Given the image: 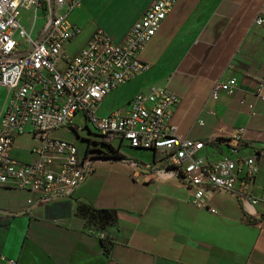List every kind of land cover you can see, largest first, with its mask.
<instances>
[{"label": "crops", "instance_id": "obj_1", "mask_svg": "<svg viewBox=\"0 0 264 264\" xmlns=\"http://www.w3.org/2000/svg\"><path fill=\"white\" fill-rule=\"evenodd\" d=\"M151 1L81 0L70 14L80 31L66 43V51L74 54L98 28L119 40ZM260 11L264 0H176L137 54L146 69L108 92L98 109L104 100L111 101L109 108L124 106L149 86L167 87L180 99L171 114L176 131L203 141L204 154L223 153L224 139L238 127L240 139L232 143L242 155L264 150V102L254 97L264 72V26L253 22ZM35 14L39 11L33 8L20 11L32 36L42 24L36 27L24 16ZM229 77L236 80L233 92L210 98L212 84ZM239 99L252 102L255 114L249 115ZM35 143L17 134L10 154L28 161ZM145 151L153 161L154 152ZM151 161L95 158L68 196L39 205L33 204L38 194L0 185V258L14 259V264H264L262 201L244 204L231 193L204 189L207 207H197L192 188L161 165L148 166ZM263 189L261 156L251 193L262 195ZM78 206L113 209L115 219L99 227L76 212Z\"/></svg>", "mask_w": 264, "mask_h": 264}, {"label": "built area", "instance_id": "obj_2", "mask_svg": "<svg viewBox=\"0 0 264 264\" xmlns=\"http://www.w3.org/2000/svg\"><path fill=\"white\" fill-rule=\"evenodd\" d=\"M175 1L152 0L117 41L95 29L70 55L65 45L80 31L70 14L81 0H0V86L5 91L0 107V185L47 200L68 196L102 152L87 146L80 157L73 143L49 133L75 132L72 120L80 114L95 129L107 155L124 141L130 148L152 150L155 157L148 166L161 165L191 187V202L197 207H207L204 189L231 193L244 204L264 203V189L262 195L251 193L257 159L264 157V150L242 155L232 143L240 139L238 127L224 139L223 153L214 158L204 154L203 141L176 131L171 114L180 99L169 88L149 86L124 106L97 113L108 92L146 69L137 54ZM23 8L39 11L33 18H42L43 23L36 36L21 23ZM253 22L264 26V12L257 13ZM235 86L233 77L215 81L209 97L216 99L220 92L230 95ZM254 97L264 102V72L256 81ZM238 102L249 115L255 114L252 102ZM21 133L36 140L28 161L10 154L13 137ZM0 264H14V259L0 258Z\"/></svg>", "mask_w": 264, "mask_h": 264}, {"label": "rangeland", "instance_id": "obj_3", "mask_svg": "<svg viewBox=\"0 0 264 264\" xmlns=\"http://www.w3.org/2000/svg\"><path fill=\"white\" fill-rule=\"evenodd\" d=\"M24 19L26 22H29L30 20L34 21L36 23V27H39L43 23L42 18L33 19L32 16L30 17L25 15ZM4 94H5L4 88L0 86V107L4 98ZM110 102H111L110 100H104L100 108L98 109L97 113L101 114L102 112L101 110H108V109H113L115 107H119V106H115L113 108H109ZM72 122L74 128L76 129L75 132L72 130L58 129L51 131L49 134L51 136L59 137L73 143V145L77 149L78 156L80 157L83 155L87 146L90 149L95 148L96 150L99 149L101 150V152H105L106 146L100 143L99 141L100 138L90 123L85 124L80 114L75 115ZM120 151L126 154L128 157L134 158L138 161H142V162L151 161L150 151L130 148L127 146L126 141H124L123 144L120 146ZM89 153H93V152L89 151Z\"/></svg>", "mask_w": 264, "mask_h": 264}, {"label": "trees", "instance_id": "obj_4", "mask_svg": "<svg viewBox=\"0 0 264 264\" xmlns=\"http://www.w3.org/2000/svg\"><path fill=\"white\" fill-rule=\"evenodd\" d=\"M215 140H222L221 137H216ZM94 158H116V159H122L130 163L139 164L140 161L128 157L126 154L121 152L120 150H117L113 155H107L105 152H102L101 155H95ZM46 201L45 199L36 198L34 201V205L42 204V202ZM76 212L88 216L90 219H93L99 227H103L106 223L112 221L115 219V211L113 209H100V210H90L87 207L84 206H78L76 208ZM263 215L261 216V218ZM250 218L248 217V221ZM100 243L103 248V251L105 252L107 250L106 246L108 244V240L106 238H100Z\"/></svg>", "mask_w": 264, "mask_h": 264}, {"label": "water", "instance_id": "obj_5", "mask_svg": "<svg viewBox=\"0 0 264 264\" xmlns=\"http://www.w3.org/2000/svg\"><path fill=\"white\" fill-rule=\"evenodd\" d=\"M50 15H51V9H50Z\"/></svg>", "mask_w": 264, "mask_h": 264}, {"label": "flooded vegetation", "instance_id": "obj_6", "mask_svg": "<svg viewBox=\"0 0 264 264\" xmlns=\"http://www.w3.org/2000/svg\"><path fill=\"white\" fill-rule=\"evenodd\" d=\"M99 150V149H98ZM99 151H101V150H99Z\"/></svg>", "mask_w": 264, "mask_h": 264}]
</instances>
